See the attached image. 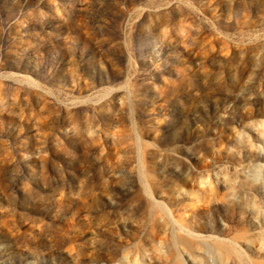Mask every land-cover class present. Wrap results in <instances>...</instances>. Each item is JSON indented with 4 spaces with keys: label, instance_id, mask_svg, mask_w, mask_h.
Wrapping results in <instances>:
<instances>
[{
    "label": "rangeland",
    "instance_id": "rangeland-1",
    "mask_svg": "<svg viewBox=\"0 0 264 264\" xmlns=\"http://www.w3.org/2000/svg\"><path fill=\"white\" fill-rule=\"evenodd\" d=\"M0 264H264V0H0Z\"/></svg>",
    "mask_w": 264,
    "mask_h": 264
}]
</instances>
